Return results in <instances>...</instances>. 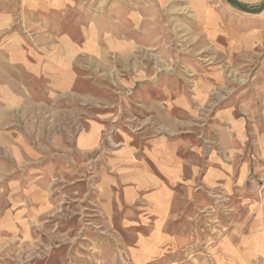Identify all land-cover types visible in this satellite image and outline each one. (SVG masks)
Masks as SVG:
<instances>
[{
    "label": "crops",
    "instance_id": "1",
    "mask_svg": "<svg viewBox=\"0 0 264 264\" xmlns=\"http://www.w3.org/2000/svg\"><path fill=\"white\" fill-rule=\"evenodd\" d=\"M220 1L221 7L209 0H20L23 20L16 29L15 10L0 11V63L23 70L36 83L45 82L35 90L27 80L0 75V250L17 239H37L51 210L52 180L73 174L50 161L26 179L4 180L16 168L41 163L49 155L47 147L32 148L31 131L18 134L12 126L16 109L30 114L42 109L33 102L35 95L99 104V112L93 107L83 118L73 149L96 153L110 132L113 144L107 143L100 155L95 201L109 222L119 216L126 226L150 227L138 234L144 254L147 243L160 247L178 242L165 226L200 189L227 195L256 189L250 181L264 176V7L251 9L264 0H237L248 10ZM173 21L191 48L183 57L195 73L190 87L174 72L168 26ZM146 50H160L165 72L146 68ZM199 53H206L209 62L199 61ZM85 65L119 82L126 89L125 100L119 104L113 92L97 99L82 89L79 84L90 82L80 72ZM113 66L134 67L136 72L117 77ZM227 67L240 76L236 84H248L216 107L204 128L197 127L210 95L229 85ZM133 105L135 115L151 117L150 124L140 119L148 126L138 137L121 125L122 117L133 114L128 109ZM200 132L215 141L213 150L207 151L198 139ZM34 139L43 141L40 133ZM54 147L68 149L62 141ZM242 206L246 216L232 221L229 236L219 240V251L233 258V264H264V200Z\"/></svg>",
    "mask_w": 264,
    "mask_h": 264
},
{
    "label": "rangeland",
    "instance_id": "2",
    "mask_svg": "<svg viewBox=\"0 0 264 264\" xmlns=\"http://www.w3.org/2000/svg\"><path fill=\"white\" fill-rule=\"evenodd\" d=\"M209 1L217 7L223 5L220 0ZM20 4V0H0V11L15 10L18 21L15 29L23 20ZM173 22L168 26L173 36V62L176 64L174 72L190 87L195 73L189 69L183 57L191 53V48L186 44L184 34L178 28L177 22ZM159 53L160 50H146L142 54L145 59L150 58L146 68L162 74L166 68L158 57ZM196 57L201 62H209L206 53H199ZM82 68L79 69L80 72L90 77L89 83L79 84L82 89L95 93L97 99L113 92L118 96L119 104L125 100L123 97L127 94L126 89L120 87L119 82L106 80L103 74L86 70V65ZM113 68L117 77L136 72L134 67L113 66ZM225 72L229 85L224 90L217 89L210 95V106L206 109L201 108V118L196 123L197 127L204 128L213 118L216 107L238 89L247 86V81L240 85L236 84L240 76L231 67H227ZM3 74L29 81L27 84L31 89L37 90L40 84L45 85V82L36 83L23 70H12L6 64L0 63V75ZM36 84H39L38 87ZM33 102L41 103L42 109L37 114H30L22 108L16 109L12 126L18 134L23 135L27 129L28 132L31 131L32 148L40 151L41 147H47L49 155L41 163H31L16 168L14 174L4 180H11L17 176L26 179L31 170L44 169L50 161L55 163L58 161L66 171L73 174L52 180L49 188L51 210L44 227L37 230V239L29 243L17 239L16 243L4 246L0 250L1 262H6L5 264H233V258L219 251L221 247L219 240L229 236L234 219L237 222L246 216L247 212L243 204L264 200V176L259 175L250 181V185L255 181L256 189L253 191L247 188L227 195L200 189L181 204L178 217L165 226L168 234L179 238L178 242L170 244L165 242L160 247L151 242L147 243L149 252L144 254L140 250L138 234H146L150 227L126 226L119 216L109 222L100 214L95 201L98 190L97 167L103 161L100 155L106 153L107 143L113 144L110 132L105 133L102 147L96 153L82 154L73 149L75 138L83 128V118L93 107L99 112V104L92 105L71 98H44V94L35 95ZM128 109L132 110L134 115L122 117L120 124L134 137L141 136V132L148 125L142 126L139 123L140 119L150 124L151 117L146 114L135 115V105L129 106ZM30 124L32 127L29 126ZM39 133L43 141L34 139ZM197 137L207 151L213 150L216 143L208 135L200 132ZM56 141L64 142L68 149L55 148ZM56 169L60 168L56 165ZM261 170L264 173V162L261 164Z\"/></svg>",
    "mask_w": 264,
    "mask_h": 264
},
{
    "label": "trees",
    "instance_id": "3",
    "mask_svg": "<svg viewBox=\"0 0 264 264\" xmlns=\"http://www.w3.org/2000/svg\"><path fill=\"white\" fill-rule=\"evenodd\" d=\"M228 1L231 4H233L234 6L240 8V9H247L248 10L247 7H245L244 5H242L241 3H239L237 0H228ZM263 7H264V1H263V3L260 6L254 8V9H251V10H253L254 12H257V11H260Z\"/></svg>",
    "mask_w": 264,
    "mask_h": 264
},
{
    "label": "built area",
    "instance_id": "4",
    "mask_svg": "<svg viewBox=\"0 0 264 264\" xmlns=\"http://www.w3.org/2000/svg\"><path fill=\"white\" fill-rule=\"evenodd\" d=\"M209 146H211V145H209Z\"/></svg>",
    "mask_w": 264,
    "mask_h": 264
}]
</instances>
